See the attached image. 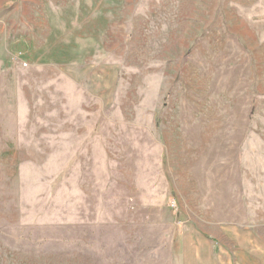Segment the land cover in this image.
<instances>
[{"label":"rangeland","instance_id":"obj_1","mask_svg":"<svg viewBox=\"0 0 264 264\" xmlns=\"http://www.w3.org/2000/svg\"><path fill=\"white\" fill-rule=\"evenodd\" d=\"M0 264H264V0H0Z\"/></svg>","mask_w":264,"mask_h":264}]
</instances>
